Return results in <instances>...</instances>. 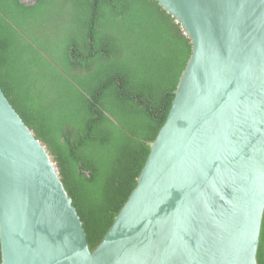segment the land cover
I'll list each match as a JSON object with an SVG mask.
<instances>
[{
  "label": "water",
  "instance_id": "water-1",
  "mask_svg": "<svg viewBox=\"0 0 264 264\" xmlns=\"http://www.w3.org/2000/svg\"><path fill=\"white\" fill-rule=\"evenodd\" d=\"M155 1L190 54L135 187L93 250L56 163L0 88V264H258L264 0Z\"/></svg>",
  "mask_w": 264,
  "mask_h": 264
},
{
  "label": "trees",
  "instance_id": "trees-1",
  "mask_svg": "<svg viewBox=\"0 0 264 264\" xmlns=\"http://www.w3.org/2000/svg\"><path fill=\"white\" fill-rule=\"evenodd\" d=\"M189 54L155 0H0V88L56 163L90 250L135 187Z\"/></svg>",
  "mask_w": 264,
  "mask_h": 264
},
{
  "label": "flooded vegetation",
  "instance_id": "flooded-vegetation-1",
  "mask_svg": "<svg viewBox=\"0 0 264 264\" xmlns=\"http://www.w3.org/2000/svg\"><path fill=\"white\" fill-rule=\"evenodd\" d=\"M21 2H25L27 6H31L34 2V0H20Z\"/></svg>",
  "mask_w": 264,
  "mask_h": 264
}]
</instances>
